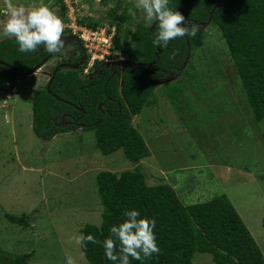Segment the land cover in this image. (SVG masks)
Here are the masks:
<instances>
[{"label": "rangeland", "instance_id": "rangeland-1", "mask_svg": "<svg viewBox=\"0 0 264 264\" xmlns=\"http://www.w3.org/2000/svg\"><path fill=\"white\" fill-rule=\"evenodd\" d=\"M99 1L63 0L67 35L74 34V25V35L80 34L78 21L86 17L100 20L98 29L107 34L114 30L106 12L115 0H106V6ZM121 1L130 15L125 27L132 29L140 20L152 25L135 0ZM14 2L43 3L59 14L55 0ZM3 19L6 8L0 0ZM201 30L203 44L192 51L182 73L156 85L141 114L132 119L150 151L139 165L148 185L170 184L185 206L225 194L264 258V122L252 116L220 31L209 26ZM6 38L13 37L0 29V41ZM109 52L107 61L124 59ZM56 60L13 81L0 76V250L9 256L29 253L28 264H67L69 255L76 264H88L71 238L85 224L100 222L96 174H118L135 165L120 150L101 154L92 131L76 129L49 141L33 134L32 99ZM85 69L93 71L88 65ZM5 213L30 215V226L10 224ZM192 264L214 263L210 255L195 253Z\"/></svg>", "mask_w": 264, "mask_h": 264}, {"label": "trees", "instance_id": "trees-1", "mask_svg": "<svg viewBox=\"0 0 264 264\" xmlns=\"http://www.w3.org/2000/svg\"><path fill=\"white\" fill-rule=\"evenodd\" d=\"M217 0H169V7L179 11L189 25L199 26L194 37L177 38L166 48L153 44L156 22L147 26L137 21L132 29L125 27L130 20L121 0L107 8V18L114 28V50L124 58L122 70L104 68L96 61L93 71L83 74L87 61L74 70L63 68L54 74L49 90L48 82L34 93L31 105V130L40 140L81 129L92 131L95 144L103 155L122 151L124 158L135 167L120 173L100 171L96 186L102 207L98 225L85 224L80 234L93 235L103 241L110 236V227L123 221L128 209L139 210L142 217L154 219V233L161 249L159 256L142 260L131 257L130 264H192L195 253L211 256L214 264H264L263 255L247 227L225 194L206 202L185 206L168 183L148 185L139 165L150 156V151L132 126L134 116L141 114L153 89L159 83L179 76L186 56L203 44L201 25ZM58 16L66 20L63 0ZM106 6V0H100ZM136 17L138 13L136 12ZM78 25L96 30L100 20L81 18ZM209 27L220 31L235 67L242 91L251 108L254 120L264 122V0H220L210 17ZM64 29V34H67ZM22 53L14 38L0 41V62L26 73L35 69L47 55L40 49ZM82 59L73 58L71 64ZM187 64V63H186ZM4 70L8 71L6 67ZM116 71L113 76L112 72ZM95 72V73H93ZM0 76L15 80L7 72ZM24 77V76H23ZM100 106V108H98ZM67 126H59L54 119L63 115ZM264 139V132L262 133ZM4 218L13 225L28 228L30 215ZM119 242L117 241V246ZM80 250L88 264H113L104 255L102 244L87 243ZM31 254L9 256L0 250V264H28Z\"/></svg>", "mask_w": 264, "mask_h": 264}, {"label": "clouds", "instance_id": "clouds-1", "mask_svg": "<svg viewBox=\"0 0 264 264\" xmlns=\"http://www.w3.org/2000/svg\"><path fill=\"white\" fill-rule=\"evenodd\" d=\"M3 4L6 19L0 20V29L15 39L20 52H35L41 45L52 54L64 49V22L48 6L43 3L24 6L14 0H3ZM135 7L147 22H156L157 31L152 42L158 47L166 48L170 41L177 38L194 37L199 30L198 25H189L179 11L170 8L169 0H135ZM123 217L121 223L110 227V236L102 242L91 234L74 235L71 239L82 247H86L87 243L102 244L105 257L113 264H130V257L139 261L159 256L161 249L154 233L156 221L142 217L136 209L125 210ZM67 264H76V261L69 255Z\"/></svg>", "mask_w": 264, "mask_h": 264}, {"label": "flooded vegetation", "instance_id": "flooded-vegetation-1", "mask_svg": "<svg viewBox=\"0 0 264 264\" xmlns=\"http://www.w3.org/2000/svg\"><path fill=\"white\" fill-rule=\"evenodd\" d=\"M63 36H74V35L64 34ZM74 37H76V36H74ZM79 41L81 43V47L76 42H69V43L64 45V49L60 53H55V54L51 55V53L48 52L47 55L42 59V61L44 59H47V60L37 70H40L42 66H44L46 63H48L54 57L57 58L56 62L51 67V70L49 72V79L47 81L48 83L50 80H52L51 78H53L54 74L59 69L73 67V69L76 70L80 66H83L86 61H87V65H88V59H89L88 52L84 46V43L81 40H79ZM69 47H70V49H67ZM40 50L43 51L46 49L44 48V46H42V48ZM83 54L85 55V60L83 61V63H82V59L78 64H71L70 63L73 58H78L80 55L83 58ZM49 55H51V56H49ZM113 63H118L120 65L119 66H112ZM103 65H104V68L109 69V70H113V68H116L117 70H122L124 67V59L119 61V62L103 63ZM92 66L90 68H92ZM115 72L116 71H113L111 76H113L115 74ZM83 73L88 74L86 69H84ZM93 73H95V72H93ZM67 116L69 117V115L66 114V115L61 116L59 119H54V122L58 121V124H61V126H67L69 124V123L65 122V117H67ZM62 118H64V120ZM62 124H64V125H62Z\"/></svg>", "mask_w": 264, "mask_h": 264}, {"label": "built area", "instance_id": "built-area-1", "mask_svg": "<svg viewBox=\"0 0 264 264\" xmlns=\"http://www.w3.org/2000/svg\"><path fill=\"white\" fill-rule=\"evenodd\" d=\"M72 28V27H71ZM76 26L72 28V33H76ZM80 34H77L79 39L84 43V46L88 52V66L91 67L96 61L108 63L113 59L106 60L105 58L110 55L109 51L114 50L112 43V37L114 30L111 33H106L103 29L91 30L87 28L78 29ZM103 48V49H102ZM15 88H11L10 92L15 93ZM5 98L10 99V94L5 95Z\"/></svg>", "mask_w": 264, "mask_h": 264}, {"label": "water", "instance_id": "water-1", "mask_svg": "<svg viewBox=\"0 0 264 264\" xmlns=\"http://www.w3.org/2000/svg\"><path fill=\"white\" fill-rule=\"evenodd\" d=\"M219 2H220V0H217V2L214 4L212 10H211L210 13H209V19H208V21H207L206 23H204V24L201 25V27H200L201 29H203V28H205V27H207V26L209 25L210 17H211V15L213 14V12H214V10H215V8H216V6L218 5ZM62 39H63L64 42H65L64 45L67 44V43H69V42H76V43L81 47V43H80L79 39L76 38V37H74V36H63ZM82 50H83V49H82ZM51 55H52V53H51ZM51 55H49V56H51ZM187 59H188V56H186V59H185V62H184V65H183L182 69L185 67V65H186V63H187ZM46 60H47V59H44V60H43V61H42V62H41V63H40L35 69H33V70L29 71V72H26V73H21V72L15 70V69L11 68L10 66H8V65H6V64H4V63H2V62H0V71L7 72V74H9V75H11V76H13V77H15V78L23 77V76H29V75H32V74L36 73V72H37V69H38L42 64H44V63L46 62ZM84 60H85V55L83 54L82 63H83ZM119 65H120V64H118V63H113V64H112V66H119ZM3 67H6V68L8 69V71L4 70ZM54 73H55V72H54ZM51 79H52V78H51ZM173 79H175V77H171L169 80H173ZM167 81H168V80H167ZM165 82H166V81H165ZM50 83H51V80H50L49 83L47 84V87H46L47 90H49ZM159 84H161V83H159ZM98 108H100V106H99ZM62 119L64 120V118H62ZM66 125H67V124H66Z\"/></svg>", "mask_w": 264, "mask_h": 264}, {"label": "bare ground", "instance_id": "bare-ground-1", "mask_svg": "<svg viewBox=\"0 0 264 264\" xmlns=\"http://www.w3.org/2000/svg\"><path fill=\"white\" fill-rule=\"evenodd\" d=\"M36 73H37V72H36ZM36 73H35V74H36Z\"/></svg>", "mask_w": 264, "mask_h": 264}]
</instances>
